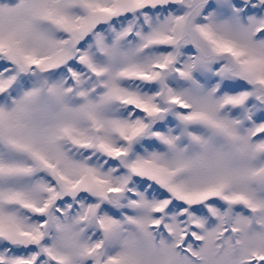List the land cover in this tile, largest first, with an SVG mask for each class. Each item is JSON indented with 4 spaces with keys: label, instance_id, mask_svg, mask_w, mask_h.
<instances>
[{
    "label": "snow or ice",
    "instance_id": "obj_1",
    "mask_svg": "<svg viewBox=\"0 0 264 264\" xmlns=\"http://www.w3.org/2000/svg\"><path fill=\"white\" fill-rule=\"evenodd\" d=\"M0 264H264V0H0Z\"/></svg>",
    "mask_w": 264,
    "mask_h": 264
}]
</instances>
